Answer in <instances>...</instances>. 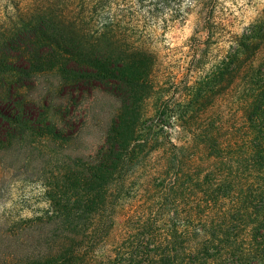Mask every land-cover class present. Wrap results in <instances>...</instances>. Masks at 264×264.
Here are the masks:
<instances>
[{
	"label": "rangeland",
	"instance_id": "1",
	"mask_svg": "<svg viewBox=\"0 0 264 264\" xmlns=\"http://www.w3.org/2000/svg\"><path fill=\"white\" fill-rule=\"evenodd\" d=\"M262 24L264 0H0V46L34 39L44 46L20 50L50 57L33 73L16 63L20 87L0 101L12 120L0 133V253L25 257V236L60 213L88 215L86 232L100 215L116 235L149 215L183 228L171 218L198 211L190 201L220 166L199 133L218 118L233 134L243 119L246 65L228 56Z\"/></svg>",
	"mask_w": 264,
	"mask_h": 264
},
{
	"label": "trees",
	"instance_id": "2",
	"mask_svg": "<svg viewBox=\"0 0 264 264\" xmlns=\"http://www.w3.org/2000/svg\"><path fill=\"white\" fill-rule=\"evenodd\" d=\"M263 38L264 24L255 34L244 36L228 56L237 63V70L246 65L243 119L233 134L223 129L218 118L199 133L208 156H215L220 166L205 174L202 194L190 201V209L198 211L171 218L186 223L183 228L165 226L164 216L149 215L116 235L111 230V215H100L101 228L86 232L80 225L88 215L60 213L47 220L48 228L39 231L37 238L34 234L25 236V257L0 253V264H264V57L255 63ZM29 42L44 46L43 42L24 37L1 41L0 101L9 99L20 87L24 72L16 63L24 61L27 71L33 73L32 64L50 58L20 50ZM58 58L69 61L73 54ZM101 74L112 76L110 70ZM76 78L86 77L80 72L66 74L64 81ZM218 84L199 95L191 93L189 107L192 109L198 98L208 99L223 92L225 86ZM1 118L10 117L0 108ZM9 121L5 127L0 125L5 137L12 130ZM191 121L192 117L189 126ZM159 221L163 222L161 226L157 225ZM34 240L38 241L37 250L29 253L27 250L35 247ZM31 256L32 261L28 259Z\"/></svg>",
	"mask_w": 264,
	"mask_h": 264
}]
</instances>
